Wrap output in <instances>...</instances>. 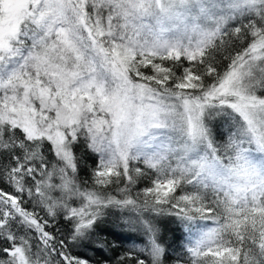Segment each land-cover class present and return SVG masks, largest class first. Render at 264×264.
<instances>
[{
	"label": "snow or ice",
	"instance_id": "6c2138e0",
	"mask_svg": "<svg viewBox=\"0 0 264 264\" xmlns=\"http://www.w3.org/2000/svg\"><path fill=\"white\" fill-rule=\"evenodd\" d=\"M0 264H264V0H0Z\"/></svg>",
	"mask_w": 264,
	"mask_h": 264
},
{
	"label": "trees",
	"instance_id": "16d2710c",
	"mask_svg": "<svg viewBox=\"0 0 264 264\" xmlns=\"http://www.w3.org/2000/svg\"><path fill=\"white\" fill-rule=\"evenodd\" d=\"M88 255H95L98 258H102V255L101 254H99V253H92L91 251L88 252Z\"/></svg>",
	"mask_w": 264,
	"mask_h": 264
}]
</instances>
